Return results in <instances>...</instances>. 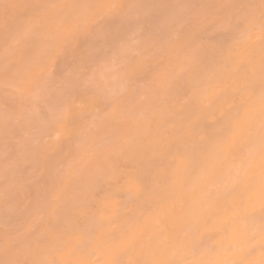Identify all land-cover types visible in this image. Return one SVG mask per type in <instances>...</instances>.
I'll return each mask as SVG.
<instances>
[{
	"label": "bare ground",
	"instance_id": "1",
	"mask_svg": "<svg viewBox=\"0 0 264 264\" xmlns=\"http://www.w3.org/2000/svg\"><path fill=\"white\" fill-rule=\"evenodd\" d=\"M0 264H264V0H0Z\"/></svg>",
	"mask_w": 264,
	"mask_h": 264
}]
</instances>
